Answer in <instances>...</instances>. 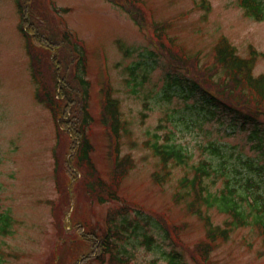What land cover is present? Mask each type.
Masks as SVG:
<instances>
[{
  "label": "rangeland",
  "instance_id": "374dc122",
  "mask_svg": "<svg viewBox=\"0 0 264 264\" xmlns=\"http://www.w3.org/2000/svg\"><path fill=\"white\" fill-rule=\"evenodd\" d=\"M134 1L142 7V27L121 5L108 0H35L32 3H38V12H34L38 24L56 22L73 33L72 38L80 47L83 45L86 67L80 71V76L88 91L86 115L82 118L71 115L73 119L69 122L78 130L74 136L81 137L79 133L84 132L89 142L87 155L91 167L87 173L99 178L98 181L118 197L100 203L98 199L84 196L80 185L77 195L74 188L71 190L73 212L68 208L69 203L63 206V202H57L63 209L57 220L48 200L59 199L52 148L57 141L54 122L56 118L62 121L63 107L58 105L59 113L53 119L46 103H38L34 98L35 87L43 92L44 85L49 86L51 82L45 79L42 84L41 81L47 73L54 72L45 67L55 56L56 49L51 46L45 51L49 55L46 57L40 56L43 53L40 47L31 45L33 59L40 56L31 70L38 80L34 79L25 49V45L33 44L32 35L25 42L18 32L16 1L0 0V212L7 210L14 218L11 233H0V264H112L95 258L89 244L79 240L82 232H74L68 225L71 217L76 224L85 223L100 233L107 227L104 220L108 211L127 203L132 204L131 209L116 225L111 223V228L123 235L121 239L114 238V243L128 252L132 264H150L152 260L155 264H168L170 259L179 264H264L263 238L253 226L235 227L228 239L211 244L206 261L198 259L195 247L206 241L208 225L187 212L185 200L176 202L174 199V194L182 192L180 180L186 168H173L166 181L156 184L152 174L162 173L161 164L144 145L146 140L150 142L152 132H156L159 139H165L170 129L174 131L171 137L192 148L194 158L200 154L193 146L197 142L212 139L219 145L234 141L245 143V132L235 137L224 134L228 123L225 117L202 122L205 126L219 128L205 138L195 135V127H174L166 120L171 108L177 107L175 116L182 114L196 121L202 113L192 101H182L175 96L166 101L162 92L165 75L174 72V64L186 68L211 88L220 90L224 85L230 86L227 77H220L217 68L214 69L213 46L224 36L241 56L246 57L250 48L264 53V19L257 21L246 15L239 0ZM162 21L168 22L166 40L170 41L161 39L173 50H180L184 56H178L184 60L191 58L189 62H172L167 49L157 48L159 39L155 33L151 34L150 24ZM33 59L30 56L31 63ZM70 64L67 71L73 86L72 65L75 63ZM211 73L216 74L209 79L206 75ZM253 73L264 74L263 58L257 59ZM63 74L68 79L65 71ZM106 85L117 99L123 128L117 146L103 122V87ZM248 105L253 107L252 102ZM73 110L74 106L71 112ZM243 150L257 154L248 144ZM259 154L264 157V149ZM124 155L132 158L134 165L117 181L114 173L120 167L116 163ZM209 213L214 225L229 221L228 215L217 212L216 208H211ZM159 214L181 227L183 245H175L150 216ZM62 225L68 228L59 231L58 226ZM150 235L154 242L147 249L143 241ZM65 239L66 243L74 244L75 251L66 244L60 246Z\"/></svg>",
  "mask_w": 264,
  "mask_h": 264
},
{
  "label": "trees",
  "instance_id": "16d2710c",
  "mask_svg": "<svg viewBox=\"0 0 264 264\" xmlns=\"http://www.w3.org/2000/svg\"><path fill=\"white\" fill-rule=\"evenodd\" d=\"M34 1L18 0L20 15L18 28L25 36L26 41L32 35L33 44L27 45L32 59L31 45L37 48L40 47L43 51L40 56L46 57H49L45 53L46 50L51 49V46L56 49L55 56L48 61L45 67L54 72L47 73L41 81L42 84L45 79L51 82L49 86L44 85V91H39L38 94L40 96L43 95L42 99L50 109L53 119L59 113L57 110L58 105L63 107L62 121L58 122L57 118L55 121L58 145L53 152L55 159L53 175L55 187L59 192V199L48 200L52 204V215L57 220H60L59 216L62 209L60 204H58L59 200L64 203L63 206H65V203L68 204L73 188L76 190L77 195L78 188L82 185L85 191L84 196L87 195L92 199H99L100 202L109 199L114 200L116 195L109 187L98 181L99 178L96 179L92 174L87 173V170H90L91 167L87 155L90 149L89 142L84 132L79 133L81 137L74 136L78 134V130L69 122V120L73 119V116L82 118L86 115L88 91L85 80L80 76V71H84L83 68L86 66L84 51L77 47L76 42L71 44L70 33L60 29L56 22H47L45 25L38 24V19L34 17V12H38L36 10L38 3L32 4ZM108 1L121 5L128 11L131 18L140 24V27L143 26L141 23L142 7L136 4L134 0ZM239 1L246 15L258 20L264 19L263 0ZM167 28V21L150 24L151 34L155 33V36L159 39V47L157 48L160 50L167 49L172 62H182V60L184 63L189 62L191 58H185L184 60V58L180 57L184 56L180 50L175 48L173 50L166 44L170 41L166 40L168 36ZM162 37L167 41L166 43L161 39ZM171 45L173 46V43ZM167 52L165 51V54ZM40 56H37V58ZM259 57L264 58V53L257 52L253 48H250L246 57L239 55L227 38L221 36L213 46L214 65L216 66L214 69L217 68L220 77H227L226 82H231L230 86L224 85V88L220 90L206 86L197 77H194L191 72L187 71L186 68L178 64L173 65L171 63L176 69L174 68V72H168L165 75V84L162 92L164 98L169 100L172 96H175L182 101L192 100L202 113L200 120L197 121L184 115L174 117L177 107H173L167 112L166 117L168 119L175 118L173 121L174 125H176V119L177 123L195 125L197 131L205 137L208 133L217 132L219 128H204L202 122L207 120L208 117L223 116L228 121L224 128L226 136L235 135L237 132H246L243 140L245 143L243 144L235 141L233 143H225V146H222L218 145L215 140H208L199 147L202 152L207 151L212 156H200L195 160H193V155L189 148L174 140L167 139L159 142L156 135H153L150 143L146 142L153 154L159 158L164 169L162 175L159 173L154 174V180L162 181V179L168 177L171 172L169 163H173L176 166H185L191 171V176H184L182 180L184 193H178V197L175 200L178 201L179 197L188 198L189 200L186 203L187 211L190 214L201 217L208 225L206 241L195 247V251L198 252V259L201 261H206L205 257L212 250L211 244L219 240H226L234 227L251 224L258 229L260 235H263L264 242V164L260 162L263 157L259 154L264 149V74L253 75L252 72ZM37 58L35 56L33 62L30 63L32 68H34ZM73 62L75 63L72 65L75 71V77L73 78L75 84L72 86L69 82L67 68H70V63ZM133 70L134 68L131 71ZM64 71L68 79L63 74ZM211 74L206 76L212 79L216 73ZM70 79L72 78L70 77ZM202 79L205 82L208 81L205 78ZM58 87L60 89L56 90ZM173 87L174 90H172ZM116 100L111 95L109 85L104 86L103 122L107 125L109 134L118 138L123 128L118 119V102ZM251 102L253 103L252 108L248 105ZM72 106H74V110L71 112ZM246 144L250 145L251 149L257 154L251 155L243 150ZM68 154L70 155L68 156ZM115 155L117 154L115 153ZM116 166L120 167L114 173V179L118 178V181L120 179L119 176L122 177L132 166V158L124 155L116 163ZM73 177L75 178L72 180ZM61 178L64 180L63 184H61ZM70 180L72 181L69 183ZM216 181H220L221 185L213 191L211 186L216 184ZM105 194L107 195L106 197ZM202 207L206 209L215 207L219 212L228 214L231 218L230 223H224L223 226L213 225L210 221V216ZM129 209H131L129 205H123L109 210L105 219L107 227L100 233L85 223V230H83L84 224L74 230V232L82 230L79 240L89 244L91 250L93 249V255L98 260L104 261L106 259L112 264H131V256L128 252L121 250L119 245L114 243V238L121 239L123 235L117 229L111 228V223L116 225L117 220L123 218ZM150 216L157 221L167 237L170 236L175 243L178 242V233L181 227L169 223L160 215ZM71 221L74 224L73 218ZM13 223L14 218L9 211L0 212L1 234H9ZM58 227L59 231L65 229L63 225ZM153 242L154 238L152 235L146 237L143 241L147 248H151ZM168 264L177 263L170 259Z\"/></svg>",
  "mask_w": 264,
  "mask_h": 264
}]
</instances>
